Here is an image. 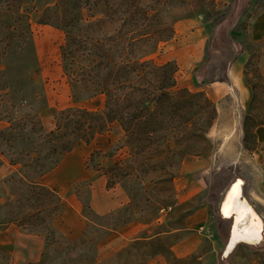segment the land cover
Listing matches in <instances>:
<instances>
[{"label":"trees","instance_id":"16d2710c","mask_svg":"<svg viewBox=\"0 0 264 264\" xmlns=\"http://www.w3.org/2000/svg\"><path fill=\"white\" fill-rule=\"evenodd\" d=\"M29 2L0 0V62L14 50L24 52L33 46ZM189 2L57 0L45 8L38 21L65 33L61 58L73 97L77 101L105 97L104 106L97 109L78 105L59 110L50 129L37 115L15 116L10 85L0 73V122L8 123L0 129V229L15 226L20 232L45 236L47 250L29 264H54L51 252L59 255V264H152L159 256L165 263L158 264H203L202 252L184 257L173 252L179 240L175 230L183 227L162 230V225L154 234L145 231L104 262L98 261L99 242L93 259L82 254L79 248L89 235L72 240L61 231L57 221L64 212L63 196L42 181L77 146L113 134L109 149L93 150L85 165L106 178L107 189L134 182L129 185L131 201L118 210L119 218L111 215L114 222L120 220V228L133 222L150 225L162 211L176 207L175 177L187 156L209 151L207 131L218 115L206 94L178 85L175 61L158 64L151 58L175 37L176 23L184 17L180 11ZM226 19L221 15L214 23L218 26ZM246 51L242 46L240 54ZM252 64L249 59L244 70L253 96L244 115L242 139L250 153L262 148L257 128L264 126V75L252 78ZM4 168L10 169L6 176L1 174ZM85 184L92 192V184ZM86 208L92 209L91 201ZM86 208L83 214L96 223ZM112 225L102 227L110 232L117 229ZM167 235L175 241L168 243ZM0 254L14 264L10 252L8 257Z\"/></svg>","mask_w":264,"mask_h":264},{"label":"rangeland","instance_id":"374dc122","mask_svg":"<svg viewBox=\"0 0 264 264\" xmlns=\"http://www.w3.org/2000/svg\"><path fill=\"white\" fill-rule=\"evenodd\" d=\"M56 1L29 2L28 5L33 10L30 20L33 46L26 48L24 52L20 49L14 50L0 62V73H5L6 82L10 85L13 101L16 104L15 116L37 115L47 129L54 126L55 116L59 110L78 105L97 109L105 104L104 96L82 101H77L73 97L61 58V45L65 40V33L60 28L38 21L45 8ZM190 1L180 11L184 17L176 23L175 37L164 43L151 58L158 64L175 61L179 66L178 85L188 86L187 88L194 93L202 92L215 102L218 115L213 124L217 128L218 140H209L210 144H206L205 147L209 150L207 153L220 148L222 157L215 161V165L206 175V182L198 172H186V168L182 165L181 171L174 180V193L178 204L173 210L162 211L161 218L150 224L146 230L148 232L151 230L149 234H154L161 225L162 230L183 227L175 230L179 231V240L173 245V252L180 257L197 251L202 252L203 264H264V240L254 246L242 243L230 258L225 257L231 221L224 219L219 209L227 187L237 177H242L246 181L245 192L248 198L252 189L258 190L264 196V159L261 162L256 161L253 153L244 149V146L240 151L234 145L242 136L243 119L247 110H242L240 92L230 88L228 76V69L234 58H239L241 55L242 46L247 49L248 60L252 59L253 62L250 67V71L253 72L250 76L253 78L256 73L264 75V39L253 40L251 32L253 21L261 11L264 0ZM221 15H227V19L217 26L214 19ZM244 70L245 66L243 73ZM7 125L6 121L0 122V129ZM112 137L114 138L113 134L99 136L90 144L83 143L77 146L58 167L44 177V183L56 188L63 196L65 216L59 222L62 224L63 232L68 233L69 223H78L79 217L83 219V215H80L75 208L82 213L87 203L91 201L93 210L91 208L86 210L96 223L84 219L87 223L84 234L87 233L89 237L79 250L93 259L99 242L98 261L100 262L114 257L134 240L130 236H125L126 232L134 231L132 228L129 229L132 224L125 229L120 228L118 224L121 221L114 222V218H111L112 214H116L115 217L119 218L118 210L126 205L107 214L98 213L92 204L91 187L85 184V181L92 184L93 193L94 190L96 193H106L105 177L92 170L87 174L85 164L93 150L97 148L108 150L109 138ZM261 144L264 148L263 137ZM9 172V168H4L1 174L6 176ZM132 184L134 182L119 184L116 190L107 195H111L115 200L123 189L130 195L129 185ZM134 186L138 187L137 184ZM148 192L155 193V190L148 189ZM252 202L264 218V207L253 200ZM202 204L208 205L211 220L206 229L195 236L192 231L184 227L187 217ZM142 205H145L144 200ZM110 223H113L112 226L117 229L105 231L102 226ZM16 235L17 229L12 227L7 234L0 237V245L2 241L10 240ZM175 239L176 237L166 236L168 243L174 242ZM37 245L36 242L33 243L32 254ZM9 252L8 248H0V253L5 257H8ZM28 254L30 253L21 254L22 261L18 258L15 260L14 257L13 263L29 264L24 260L25 257L29 258ZM58 256L51 252L49 260L59 264L61 262ZM160 262L165 263V258L159 256L152 264ZM87 263L91 264V262ZM0 264H8V262L0 258Z\"/></svg>","mask_w":264,"mask_h":264},{"label":"crops","instance_id":"0c3cea01","mask_svg":"<svg viewBox=\"0 0 264 264\" xmlns=\"http://www.w3.org/2000/svg\"><path fill=\"white\" fill-rule=\"evenodd\" d=\"M251 32H252V39L253 40L264 39V4H263L261 11L257 14V16L255 17V19L253 21ZM245 54L247 55V52H244L243 54L239 55V58H241ZM239 58H238V60H239ZM247 61H248V57H247L246 62ZM233 63H235V62H233ZM231 66L232 65H230V67L228 69L230 88L232 90L240 92L241 106H242V110L244 111V110L248 109V106H249L250 101H251L252 96H253V89H252V86L246 81L244 73L238 81H236L235 79H233L229 75V71L231 69ZM184 87H188V86H184ZM229 92H231V90ZM245 94H246V99L243 100V97ZM242 132H243V126H242ZM257 133L259 136V140L261 142V137H263V139H264V126L258 127ZM216 139L218 140V138H216ZM242 139H243V133H242V136L240 137L239 141L234 144L238 148V150H240V151H241V149H243ZM220 157H222V156H221L220 148H219L218 150L209 152L203 156H197V157L187 156L184 160L183 165H184V168H186V172H189V171L190 172H198L201 175L200 177H202V179L206 182V175L211 170L212 166L215 165V161H217L218 158H220ZM253 157L256 161L261 162L264 159V151L262 150V148H258L257 150H255L253 152ZM85 168H86L85 169L86 173L91 171V170L87 169L86 166H85ZM44 177L42 179L43 182H44ZM197 179H199V178H197ZM117 186L115 188L107 189L106 185H105L106 193H104V194L102 192L96 193L95 190L93 193V189H92V192H91L92 204H93L94 209L98 213L107 214L110 211H112V210H114V209H116V208H118L124 204H127L130 201V195L124 189H123V192L120 194V196H117L115 198V200L112 198L111 195H107V193H109L113 190H116L118 188ZM75 209L80 215H83V219H82V217H79L80 219L78 220V223H75V222L73 224L69 223L70 227L68 228V233H66L65 231L64 232L62 231V229H61L62 224L59 223L60 221H62L64 219V216H65L64 212H63L61 218L57 221V224L60 227L61 231L64 234H66L72 240L79 239L84 234L85 227L87 225L86 221H84V219H86L87 217L83 214V211L81 213L77 208H75ZM210 220H211V213H210L209 207L207 204H202L193 214H191L190 216L187 217L186 224H185L184 228L186 230L192 231L193 235L197 236L199 233H202L206 229V227L210 223ZM131 224H129V225H131L129 227V229L132 228L134 231H132L130 233L126 232L125 236L126 237L130 236L133 239L138 238L143 232L147 231L146 229L149 228V225H145V224H142L139 222H133ZM129 225H127V226H129ZM12 227H15V226H11L10 228H8L6 230H0V237H3L5 234H7ZM124 229H125V227H124ZM150 231L151 230H149V232ZM34 242H36L38 245L36 247H34V253L32 254V245ZM18 244H20V246ZM22 246H23V248H22ZM0 248H8L10 250V253L13 255V258L15 257V260H16V258H18L21 261L23 259L21 254L24 252H29L30 254L27 255L29 258L27 259L25 257L24 260L29 262V263L30 262H38L42 258L43 252L46 249V238L44 235L26 234V233L20 232L17 229V235L13 236L10 240L2 241Z\"/></svg>","mask_w":264,"mask_h":264},{"label":"bare ground","instance_id":"6f19581e","mask_svg":"<svg viewBox=\"0 0 264 264\" xmlns=\"http://www.w3.org/2000/svg\"><path fill=\"white\" fill-rule=\"evenodd\" d=\"M247 60L245 54L235 63H232L229 75L238 81L243 75ZM246 99V94L243 100ZM207 137L214 141L217 137V128L213 124L207 131ZM246 181L237 177L227 187L220 203V214L224 219L230 220V241H227L225 257L230 256L242 243L254 246L264 240V218L256 210L252 200L264 207V196L255 189L245 192Z\"/></svg>","mask_w":264,"mask_h":264},{"label":"water","instance_id":"95a60500","mask_svg":"<svg viewBox=\"0 0 264 264\" xmlns=\"http://www.w3.org/2000/svg\"><path fill=\"white\" fill-rule=\"evenodd\" d=\"M219 209H220V207H219ZM230 235H231V234L229 233V238H228V241H230Z\"/></svg>","mask_w":264,"mask_h":264}]
</instances>
